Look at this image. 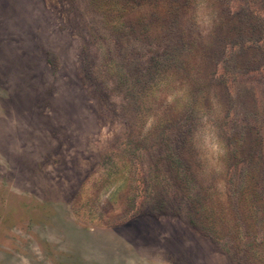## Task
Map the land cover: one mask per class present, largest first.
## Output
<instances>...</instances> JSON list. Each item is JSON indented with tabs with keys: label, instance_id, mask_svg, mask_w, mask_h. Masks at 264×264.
I'll return each mask as SVG.
<instances>
[{
	"label": "rangeland",
	"instance_id": "1",
	"mask_svg": "<svg viewBox=\"0 0 264 264\" xmlns=\"http://www.w3.org/2000/svg\"><path fill=\"white\" fill-rule=\"evenodd\" d=\"M209 2L0 0V264H264V0Z\"/></svg>",
	"mask_w": 264,
	"mask_h": 264
},
{
	"label": "clouds",
	"instance_id": "2",
	"mask_svg": "<svg viewBox=\"0 0 264 264\" xmlns=\"http://www.w3.org/2000/svg\"><path fill=\"white\" fill-rule=\"evenodd\" d=\"M195 23L202 37L210 38L217 25L218 17L209 0H195L193 5ZM220 113L218 103L213 104V110L198 117L201 132L199 143L194 145L197 149L198 158L202 165V174L207 180L213 176L219 177L224 168V158L227 155V147L220 135L214 121ZM215 187L220 192L225 190L222 179L215 182ZM124 264H170L164 251L155 248H140L132 250L124 261Z\"/></svg>",
	"mask_w": 264,
	"mask_h": 264
}]
</instances>
